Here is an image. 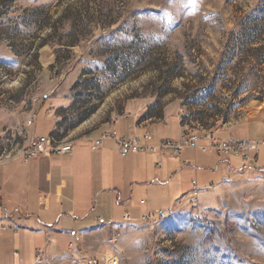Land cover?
Listing matches in <instances>:
<instances>
[{
  "label": "rangeland",
  "instance_id": "rangeland-1",
  "mask_svg": "<svg viewBox=\"0 0 264 264\" xmlns=\"http://www.w3.org/2000/svg\"><path fill=\"white\" fill-rule=\"evenodd\" d=\"M40 106L62 148L120 119L128 129L167 119L158 141H178L179 117L213 137L264 141V0H0V160L23 153ZM188 150H167L161 171L151 153L129 154L124 168L143 166L135 182L151 183L136 192L147 202L138 216L162 218L107 231L103 250L119 264H264V148L244 169L233 155L228 166ZM103 197L89 209L105 215Z\"/></svg>",
  "mask_w": 264,
  "mask_h": 264
},
{
  "label": "crops",
  "instance_id": "crops-1",
  "mask_svg": "<svg viewBox=\"0 0 264 264\" xmlns=\"http://www.w3.org/2000/svg\"><path fill=\"white\" fill-rule=\"evenodd\" d=\"M43 106L37 108L30 136H57V120L50 113L47 114ZM40 119L45 123L36 127ZM123 120L115 121L114 124L109 121L89 129L80 138L73 140L69 146L73 147L70 154L40 156L30 159L27 164H23L18 157L0 160V228H5L0 232V264H37L44 259L65 256L71 242L77 245L78 253L96 256L106 252L102 245L103 234L127 224L123 220L125 214L129 215L131 223L139 222L142 216H138L137 211L141 212L147 207V202L135 195L136 192L141 194L140 190L149 185L148 181L146 184L135 182L146 176L143 166H138L136 170L124 168L128 165L127 161L132 163L129 159L132 155L120 157L113 141H104L100 148L91 150L92 140L114 128L118 138L129 140L136 137L139 143L145 144L143 135L151 133L153 137L149 143H155L159 136L153 129L160 125L167 128V119L151 125L138 124L132 120L130 129L118 127L117 123ZM176 123L178 126V119ZM3 128L4 122L0 118V136ZM235 133L236 130L218 131L214 139L219 140L216 138L218 135H224L225 140L234 138ZM201 143L208 144L200 141L197 146H202ZM188 149L191 148L185 149L179 157L171 158H182ZM151 155L156 160L159 158L156 151ZM136 173L140 174L139 178H136ZM102 195L104 197L99 208L105 210V215L95 211L94 207L91 212L87 200L99 199ZM157 211L145 217L156 219ZM98 219H103L104 224L99 225ZM111 220H121L123 224L110 223ZM70 231L76 232L74 238L70 237Z\"/></svg>",
  "mask_w": 264,
  "mask_h": 264
},
{
  "label": "built area",
  "instance_id": "built-area-1",
  "mask_svg": "<svg viewBox=\"0 0 264 264\" xmlns=\"http://www.w3.org/2000/svg\"><path fill=\"white\" fill-rule=\"evenodd\" d=\"M183 117L178 118V129L179 136L178 141L172 140H159L157 143H149L152 138L149 133L144 135L145 144L139 143L138 139L133 137L129 140L124 138H118L114 128L109 133H103L99 137L92 140L91 150H97L100 148L104 141H113L118 147V154L120 157L124 158L129 154L137 155L140 152L153 153L154 151L159 154V162L154 165V169L159 171L162 168V160L165 157V152L167 150L171 151L173 156L179 157L182 152L191 148L193 150H200L203 152H212L221 161H228L230 156H234L240 160L242 167H247L250 163L255 162L259 157L260 148H264V141H247L229 138L225 141L215 140L213 137L212 130H203L201 126L192 127L183 122ZM116 120H112L111 123H115ZM32 118H30L28 125L32 126ZM201 134H203L201 136ZM52 138L55 137H34L30 136L27 142V147L24 149L23 153L18 157L23 164H27L30 159L37 158L40 156L49 157L51 155H65L72 152L73 147H68L64 150H56L55 146L52 145ZM206 141L207 146H197L198 142ZM1 158V157H0ZM184 165H189L188 162H184ZM190 166V165H189ZM229 166V164H228ZM194 170L196 168L194 167ZM151 185V183H149ZM193 186L192 194L189 197L184 196L182 201L185 203H192L196 200L199 190L196 189L197 182L194 180L191 182ZM143 204V202H141ZM155 215L161 216L160 211H157ZM125 223H131V219L128 214L123 217ZM159 219H150L142 216L139 221L142 223H150ZM99 225L104 224L103 219L97 220ZM108 226L112 224L108 223ZM5 228H0V232ZM70 237L74 238L76 236L75 231H70ZM77 245L71 242L67 246L65 261L67 264H119L118 259L114 255L110 254L108 251L98 254L96 256H87L77 251Z\"/></svg>",
  "mask_w": 264,
  "mask_h": 264
},
{
  "label": "bare ground",
  "instance_id": "bare-ground-1",
  "mask_svg": "<svg viewBox=\"0 0 264 264\" xmlns=\"http://www.w3.org/2000/svg\"><path fill=\"white\" fill-rule=\"evenodd\" d=\"M52 145L55 146V149H56V150H64V149L67 148V147L62 148L61 146H57L53 140H52ZM155 222H156V221H153V222H151V223H155Z\"/></svg>",
  "mask_w": 264,
  "mask_h": 264
}]
</instances>
